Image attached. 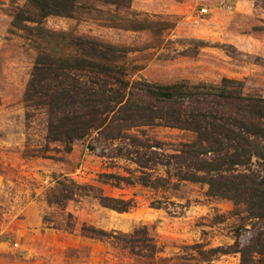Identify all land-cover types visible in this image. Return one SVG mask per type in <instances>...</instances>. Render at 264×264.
<instances>
[{"label": "rangeland", "instance_id": "rangeland-1", "mask_svg": "<svg viewBox=\"0 0 264 264\" xmlns=\"http://www.w3.org/2000/svg\"><path fill=\"white\" fill-rule=\"evenodd\" d=\"M27 1L0 0V264H242L244 257L246 264H264V219L248 204L212 197L207 186L190 182L161 190L104 185L102 173L126 174L128 164L111 167L90 139L71 151L48 144L44 111H32L29 120L26 102L39 54L71 52L47 32L125 50L119 65L132 80L228 78L243 82L246 94L264 97V0H131L128 9L94 3L73 17L17 25L16 12ZM149 134L174 145L192 139L168 128ZM64 177L134 199L136 206L119 213L93 197L69 201L65 209L50 205L48 194ZM85 224L117 234L147 228L161 252L133 255L85 237Z\"/></svg>", "mask_w": 264, "mask_h": 264}, {"label": "trees", "instance_id": "trees-1", "mask_svg": "<svg viewBox=\"0 0 264 264\" xmlns=\"http://www.w3.org/2000/svg\"><path fill=\"white\" fill-rule=\"evenodd\" d=\"M81 1L28 0L16 12L15 24L73 17L79 9H95L94 3L131 6V0ZM47 33L71 50L39 54L27 85V116L30 120L32 111H44L48 144L59 143L71 151L76 142L90 139V148H101L100 156L111 167L118 161L128 164L126 174L102 173L104 185L120 189L138 183L161 190L183 182L202 184L208 195L248 204L253 216L264 219V97L246 94L243 82L228 78L220 83L132 80L119 65L125 50ZM158 128L188 133L192 139L178 145L163 142L149 134ZM85 197L119 213L136 206L134 199L108 196L103 188L68 177L58 181L47 200L65 209L69 201ZM82 232L139 257L161 252L147 228L117 234L85 224Z\"/></svg>", "mask_w": 264, "mask_h": 264}]
</instances>
